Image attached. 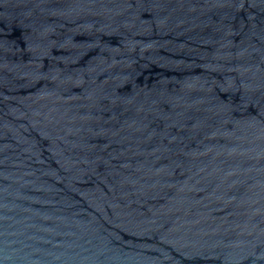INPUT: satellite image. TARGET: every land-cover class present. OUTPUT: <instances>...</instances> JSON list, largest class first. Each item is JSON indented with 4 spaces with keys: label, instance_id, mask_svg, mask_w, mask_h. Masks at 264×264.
<instances>
[{
    "label": "water",
    "instance_id": "obj_1",
    "mask_svg": "<svg viewBox=\"0 0 264 264\" xmlns=\"http://www.w3.org/2000/svg\"><path fill=\"white\" fill-rule=\"evenodd\" d=\"M0 264H264V0H0Z\"/></svg>",
    "mask_w": 264,
    "mask_h": 264
}]
</instances>
